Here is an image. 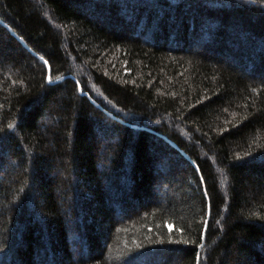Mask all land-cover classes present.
<instances>
[{
    "label": "trees",
    "instance_id": "1",
    "mask_svg": "<svg viewBox=\"0 0 264 264\" xmlns=\"http://www.w3.org/2000/svg\"><path fill=\"white\" fill-rule=\"evenodd\" d=\"M0 264H264V0H0Z\"/></svg>",
    "mask_w": 264,
    "mask_h": 264
},
{
    "label": "rangeland",
    "instance_id": "2",
    "mask_svg": "<svg viewBox=\"0 0 264 264\" xmlns=\"http://www.w3.org/2000/svg\"><path fill=\"white\" fill-rule=\"evenodd\" d=\"M25 45H26V47L32 52V53H34L40 60H42V62L49 68L50 67V63H49V61L46 59V58H44L39 52H37L34 48H32V47H30L28 44H26L25 43ZM47 62V63H46ZM71 78L74 80V81H76V78L74 77V76H71ZM59 80H61V79H59ZM76 83H77V81H76ZM108 116H110L111 118H115V116L113 115V114H111L110 112H108V111H104Z\"/></svg>",
    "mask_w": 264,
    "mask_h": 264
},
{
    "label": "snow or ice",
    "instance_id": "3",
    "mask_svg": "<svg viewBox=\"0 0 264 264\" xmlns=\"http://www.w3.org/2000/svg\"><path fill=\"white\" fill-rule=\"evenodd\" d=\"M47 63V62H46ZM49 79L51 80V77H49ZM9 127H12V125H9ZM171 230V229H170ZM177 231H179V229H177ZM201 248L203 247V244L200 245Z\"/></svg>",
    "mask_w": 264,
    "mask_h": 264
}]
</instances>
